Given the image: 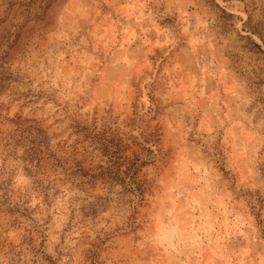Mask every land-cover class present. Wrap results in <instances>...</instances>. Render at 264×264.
<instances>
[{
    "label": "rangeland",
    "instance_id": "rangeland-1",
    "mask_svg": "<svg viewBox=\"0 0 264 264\" xmlns=\"http://www.w3.org/2000/svg\"><path fill=\"white\" fill-rule=\"evenodd\" d=\"M0 264H264V0H0Z\"/></svg>",
    "mask_w": 264,
    "mask_h": 264
},
{
    "label": "trees",
    "instance_id": "trees-1",
    "mask_svg": "<svg viewBox=\"0 0 264 264\" xmlns=\"http://www.w3.org/2000/svg\"><path fill=\"white\" fill-rule=\"evenodd\" d=\"M255 46L259 49V46ZM127 163L129 166L127 172L124 173L126 177L120 180V184L124 186V191L132 196L131 201L134 200L133 202H135L134 205L132 204V209H135L144 200L145 193H147V188L145 187L147 184L137 179V174L143 165L141 160L137 156H134V159L127 161Z\"/></svg>",
    "mask_w": 264,
    "mask_h": 264
}]
</instances>
